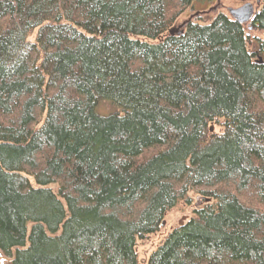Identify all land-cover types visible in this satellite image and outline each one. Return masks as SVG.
Segmentation results:
<instances>
[{
  "label": "trees",
  "instance_id": "1",
  "mask_svg": "<svg viewBox=\"0 0 264 264\" xmlns=\"http://www.w3.org/2000/svg\"><path fill=\"white\" fill-rule=\"evenodd\" d=\"M211 1L0 0L12 264H136L192 198L149 264H264V0H245L250 24L218 13L169 34Z\"/></svg>",
  "mask_w": 264,
  "mask_h": 264
},
{
  "label": "water",
  "instance_id": "2",
  "mask_svg": "<svg viewBox=\"0 0 264 264\" xmlns=\"http://www.w3.org/2000/svg\"><path fill=\"white\" fill-rule=\"evenodd\" d=\"M227 13L229 17L236 22L239 25H245L250 23L253 18L256 16V12L253 8V6L249 3L242 5L241 7L237 9H228ZM184 27V23L178 26L175 29H172L169 34L173 35L175 33H178L181 28ZM204 203H209V200H205ZM173 212V211H171ZM169 212L168 215L171 213ZM167 217V216H166ZM166 217L163 219V221L160 223L158 231L154 234L156 239L153 240V242H149L147 245H145V248L141 249L143 250L141 252V258H139L140 252H138V249H134V253L136 255V264H149V260L151 256L157 252V250L161 247V245L164 243V241L172 234V232L175 229H172V224H174V220L171 218L169 220H166ZM183 221H180L177 224V228H183L186 226L191 218L189 219L187 216L183 217ZM154 235L149 236L147 238H152ZM146 250V251H145ZM145 251V252H144ZM15 252H11L10 257H6L0 250V264H12L14 261Z\"/></svg>",
  "mask_w": 264,
  "mask_h": 264
},
{
  "label": "rangeland",
  "instance_id": "3",
  "mask_svg": "<svg viewBox=\"0 0 264 264\" xmlns=\"http://www.w3.org/2000/svg\"><path fill=\"white\" fill-rule=\"evenodd\" d=\"M218 4L215 0L211 1V3H207V6H203L201 7L200 4L196 5L194 4L193 6L195 7L193 11H187L183 17L178 21L177 23V26L180 25L182 22L186 21L188 19V16L191 15V16H194L196 15L197 12H201V11H205L206 8H207V12L210 10V9H213L214 7H217L216 11H210L209 14L205 15V16H201L197 19H195L194 21H197L199 23H202V24H206L208 23L209 21H211L214 16L218 13H225L227 14V10L228 9H237L239 7H241L243 4H246V3H249V2H246V1H240V0H218ZM101 108V107H100ZM100 108L97 109V114L101 115V114H106L104 111H107V112H110V111H113L111 108H108L107 106H103V110H101ZM214 128H210V133H214ZM192 203L190 204V206H178L177 208H175L173 210V212H171L169 215L167 214V217H166V220H169V219H173L174 220V224H172V229H176L177 228V224L180 222V221H183V217L184 216H187L189 219L193 218V215H194V210L198 207H200L202 205L201 201L196 198H192ZM210 202V200H209ZM207 204V203H206ZM156 237L155 235L152 237V238H146L143 242H138L137 243V246H136V249H138L137 251L140 252L139 254V258H141V252L143 250V248H145V245H147L151 240V242H153V240H155ZM146 251V250H145ZM144 251V252H145Z\"/></svg>",
  "mask_w": 264,
  "mask_h": 264
},
{
  "label": "flooded vegetation",
  "instance_id": "4",
  "mask_svg": "<svg viewBox=\"0 0 264 264\" xmlns=\"http://www.w3.org/2000/svg\"><path fill=\"white\" fill-rule=\"evenodd\" d=\"M240 1H245V0H240ZM254 9H255V8H254ZM190 11H193V10H190ZM214 11H215V10H214ZM201 13H204V12H201ZM201 13L198 12L197 15H194V16L189 15L188 18L191 19V20H195V19H197V18L200 17ZM202 15H203V14H202Z\"/></svg>",
  "mask_w": 264,
  "mask_h": 264
},
{
  "label": "bare ground",
  "instance_id": "5",
  "mask_svg": "<svg viewBox=\"0 0 264 264\" xmlns=\"http://www.w3.org/2000/svg\"><path fill=\"white\" fill-rule=\"evenodd\" d=\"M167 10V9H166Z\"/></svg>",
  "mask_w": 264,
  "mask_h": 264
}]
</instances>
